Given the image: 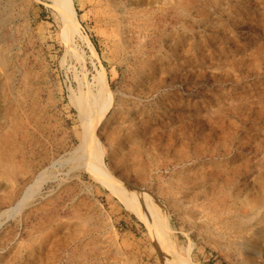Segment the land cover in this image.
I'll use <instances>...</instances> for the list:
<instances>
[{
  "label": "rangeland",
  "instance_id": "374dc122",
  "mask_svg": "<svg viewBox=\"0 0 264 264\" xmlns=\"http://www.w3.org/2000/svg\"><path fill=\"white\" fill-rule=\"evenodd\" d=\"M57 1L0 0V264H47L50 246H103L107 264H264V0H73L68 28ZM125 15L141 30L127 47ZM103 68L114 101L94 142L119 187L171 219L168 243L85 168L78 107Z\"/></svg>",
  "mask_w": 264,
  "mask_h": 264
},
{
  "label": "bare ground",
  "instance_id": "6f19581e",
  "mask_svg": "<svg viewBox=\"0 0 264 264\" xmlns=\"http://www.w3.org/2000/svg\"><path fill=\"white\" fill-rule=\"evenodd\" d=\"M108 1V0H107ZM165 1V0H164ZM168 1V0H166ZM109 2V1H108ZM112 2V1H111ZM110 3V2H109ZM169 3V2H168ZM115 4V3H114ZM57 6L60 10V13L61 15L64 17V20L65 22H67L68 20H71L67 23L66 27H70V26H73V24L75 26H77V16H76V11H75V8H74V4H73V0H58L57 1ZM164 6V5H163ZM119 8V7H117ZM120 8H121V5H120ZM125 9V8H124ZM123 9V12L126 11ZM128 12V10H127ZM204 13V12H203ZM133 14V13H131ZM129 14V15H131ZM128 15V14H126ZM125 15V19H122L123 21L120 20V22H124V28H123V33L122 35L120 36V39H119V42L122 46H126L127 44V40H126V37L130 36V35H125L126 33L127 34H130L132 33V38H133V32L136 31V28L140 26H135L134 23L133 25L131 26L130 25V20L132 21V19H128L127 16ZM169 15V14H168ZM181 15V14H180ZM134 16V15H132ZM136 16V15H135ZM167 16V15H166ZM129 17V16H128ZM131 18V17H129ZM170 18V17H169ZM138 19V18H137ZM136 19V20H137ZM157 20V19H156ZM167 20V19H166ZM134 21V20H133ZM138 21V20H137ZM142 21V20H141ZM168 21V20H167ZM166 21V22H167ZM161 22V21H160ZM160 22H157L160 23ZM170 22V21H169ZM188 22V21H187ZM173 23V22H172ZM122 24V23H121ZM132 24V23H131ZM146 24V23H144ZM156 24V26H158ZM162 24V22H161ZM168 24V23H167ZM171 24V23H170ZM141 25V24H140ZM172 25V24H171ZM174 25V24H173ZM179 25V24H178ZM147 26V25H146ZM150 26V25H149ZM179 27V26H178ZM177 27V28H178ZM143 28V27H142ZM147 28V27H145ZM150 28V27H148ZM158 28V27H157ZM162 28V27H161ZM73 30V29H72ZM152 30V29H151ZM174 30V29H173ZM181 30V29H180ZM184 30V29H183ZM145 31V30H144ZM144 31H142V33H144ZM156 31V29H155ZM159 31V30H157ZM165 31V30H164ZM136 32H139V30H137ZM147 32V31H146ZM145 32V33H146ZM152 32V31H151ZM187 32V31H186ZM232 32V30H231ZM144 33V35H145ZM150 33V32H149ZM156 33V32H155ZM175 33V32H174ZM229 33V32H228ZM138 34V35H139ZM147 34V33H146ZM151 34V33H150ZM176 34V33H175ZM136 35V34H135ZM141 35V34H140ZM143 35V34H142ZM162 35V34H161ZM172 35V34H171ZM149 36V35H148ZM152 36V35H151ZM156 36V34H155ZM167 36V35H166ZM165 36V37H166ZM138 36H136V39H137ZM143 37V36H141ZM145 37V36H144ZM150 37V36H149ZM160 37V36H159ZM164 37V38H165ZM147 38V37H145ZM158 38V37H157ZM162 38V37H161ZM163 38V40H164ZM170 38V37H169ZM168 38V40H170ZM174 39V37H173ZM177 39V38H176ZM181 39V38H180ZM130 40V38H129ZM142 40V39H141ZM167 40V41H168ZM172 40V39H171ZM175 40V39H174ZM173 40V41H174ZM136 41V40H134ZM165 41V40H164ZM176 41V40H175ZM89 42V41H88ZM119 42L117 41V46H119ZM170 42V41H169ZM177 42V41H176ZM159 43V41H158ZM172 43V42H171ZM90 44V47L92 48V50L94 52L95 49L94 47L92 46L91 43ZM130 44V43H129ZM169 44V43H168ZM178 44V43H177ZM182 44V43H181ZM133 45V44H132ZM157 41H156V37H151L149 39H143V42L141 43L138 42V44H136L134 47H135V51H137V53L139 55L142 56H147V55H150L151 53L153 54V51L154 49L156 48L157 46ZM173 46V43L171 44ZM169 46V47H172V46ZM176 45V44H175ZM179 45V44H178ZM164 46V45H162ZM193 48H194V45H192ZM127 47V46H126ZM133 47V46H132ZM131 47V48H132ZM191 47V45H190ZM179 48V47H177ZM126 49V48H124ZM130 49V47H129ZM164 49V48H163ZM162 47L160 48L159 51H161V54H162ZM175 49V48H174ZM188 49H191L188 47ZM187 49V50H188ZM165 50V49H164ZM163 50V52H165ZM172 51V48L170 49ZM180 50V49H178ZM167 51V50H166ZM169 51V50H168ZM133 52V51H132ZM173 52V51H172ZM135 53V52H134ZM159 53V52H158ZM178 53V52H176ZM175 53V55H172V57H169V58H173L174 56H177V54ZM185 53V52H184ZM187 53V52H186ZM189 53V52H188ZM172 54V53H171ZM135 55V54H133ZM132 55V56H133ZM183 55V54H182ZM159 56V55H158ZM157 56V57H158ZM164 56H167V55H164ZM169 56V55H168ZM153 57V56H152ZM163 57V55H162ZM146 58V57H145ZM135 59V58H133ZM139 59V58H138ZM140 59H143L140 58ZM149 59V58H148ZM163 59V58H162ZM165 59V58H164ZM147 60V58H146ZM149 60H153V59H149ZM175 60V59H174ZM140 61V60H139ZM142 61V60H141ZM140 61V62H141ZM197 61V60H196ZM139 62V63H140ZM158 62V60H157ZM194 62V61H193ZM138 63V64H139ZM147 63V61H146ZM150 63V62H149ZM161 63V62H160ZM164 63V62H163ZM166 63V62H165ZM154 64V62L152 63ZM152 64L151 67H152ZM166 64H169V61L168 63ZM170 65V64H169ZM168 65V67H170ZM190 65V64H189ZM144 66H147L146 64ZM164 66V64H163ZM192 66V65H191ZM132 67V66H131ZM153 67L155 68V66L153 65ZM159 67V66H158ZM144 70L146 69L145 67H143ZM149 68V67H148ZM163 68V67H162ZM141 69V67H140ZM153 69V68H150V70ZM156 69V68H155ZM133 70V68H132ZM170 70V69H169ZM146 71V70H145ZM149 71V70H148ZM147 71V72H148ZM105 69L103 68L102 70H99L98 71V75L95 79V85L97 87V93L93 94L92 98H91V102H90V107H92V109L89 110V113L88 111H83L82 109H80V107H78V110H79V114H80V117L82 118V122H83V132H82V136H81V140H80V145L79 147L84 149L86 151V155H85V158H86V164H85V168L87 170V172L96 180L98 181L101 185H103L107 190H109L113 195H115L117 198H119L127 207L128 209H131L138 217H140L141 219H143L145 221V223L148 225V229H154V231L156 232L155 234L158 235V236H162V237H165V241L166 243H168V239H167V229H170V220L171 219H168V218H165L163 217V222L161 221V219L158 217V214L160 213L158 211L157 212H154L152 211L150 208L151 207H148L147 205V201L145 202L141 197H137L136 195H133L130 191H128L129 193L126 192V190L124 191V189L120 188L119 185L116 183V181H114L113 177L111 176V174L109 173V171L107 170L106 168V165H105V162H104V158L102 156V152L100 150V148L96 145V143L94 142V139H93V134H94V131L95 129L97 128L98 124L105 118V116L107 115V113L109 112V110L111 109V106L113 105V101H114V93L112 92L111 90V87L108 85L107 83V80H106V73H105ZM153 72V70L151 71ZM157 72V71H156ZM229 72V71H228ZM132 73V72H131ZM136 73V71H135ZM146 73V72H145ZM150 73V71H149ZM158 73V72H157ZM161 73V72H160ZM158 73V74H160ZM196 73V72H195ZM193 73V74H195ZM148 74V73H147ZM168 74V72H167ZM192 74V73H191ZM199 74V73H198ZM139 75V73H138ZM155 75V74H154ZM164 75V74H162ZM187 75V74H186ZM196 75V74H195ZM230 75V74H229ZM232 75V74H231ZM137 76V75H136ZM148 76H150V74H148ZM165 76V75H164ZM163 76V77H164ZM175 76V75H174ZM173 76V77H174ZM180 76V75H179ZM184 75H182L181 77H183ZM223 76V75H222ZM228 76V75H226ZM140 79H143L145 77L143 76H137V80L135 78V80L138 82L139 78ZM153 77V76H152ZM168 77V76H167ZM197 77V76H195ZM221 77V76H220ZM229 77V76H228ZM239 77V76H238ZM154 78V77H153ZM165 78V77H164ZM170 78V77H169ZM193 78V77H191ZM190 76H188L186 79L189 80L191 79ZM199 78V77H198ZM245 78V77H244ZM167 79V78H166ZM178 79V78H177ZM180 79V78H179ZM182 79V78H181ZM181 79H180V82H181ZM184 79V78H183ZM197 79V78H196ZM195 79V80H196ZM201 79V78H200ZM225 79V78H224ZM227 79V78H226ZM146 80V79H145ZM164 79H162L161 81H163ZM171 80V79H170ZM169 80V81H170ZM231 80V79H230ZM234 80V79H233ZM237 80V79H236ZM135 81V82H136ZM168 81V80H167ZM176 81V80H175ZM200 81V80H199ZM228 81V80H227ZM235 81V80H234ZM134 82V81H133ZM136 82V83H137ZM143 82V81H141ZM159 82V81H158ZM171 82V81H170ZM191 82V81H190ZM135 83V84H136ZM173 83V82H171ZM170 83V84H171ZM176 83V82H175ZM174 83V84H175ZM183 83V82H182ZM186 83V82H185ZM195 83V82H194ZM193 83V84H194ZM144 84V83H143ZM146 84V83H145ZM150 84V83H149ZM190 84V83H189ZM197 84V83H195ZM132 85V84H131ZM142 85V84H141ZM155 85V84H154ZM165 85V84H163ZM169 85V84H168ZM134 86V85H133ZM161 86V85H160ZM176 86V85H175ZM141 87V86H140ZM166 87V86H165ZM165 87L163 89H165ZM153 88V87H152ZM150 88V89H152ZM156 88V86H155ZM128 89V88H127ZM135 89V88H134ZM137 90V89H136ZM162 90V89H161ZM245 90V89H244ZM139 91V90H138ZM156 91V90H155ZM151 92V91H149ZM148 92V93H149ZM158 92V91H157ZM161 92V91H160ZM140 93V92H139ZM138 93V94H139ZM152 93V92H151ZM136 94V93H135ZM141 94V93H140ZM150 94V93H149ZM83 95V94H82ZM152 95V94H151ZM158 95V94H157ZM84 97V96H83ZM81 98V97H80ZM136 98V97H135ZM149 98V97H148ZM116 99V98H115ZM129 99V98H128ZM83 100V99H82ZM139 100V99H138ZM240 100V99H239ZM248 100V99H247ZM84 101V100H83ZM89 101V99H88ZM87 101V102H88ZM141 102V101H140ZM146 102V101H145ZM78 103H82L84 104L82 101L78 102ZM85 106L86 103L84 104ZM148 105V104H147ZM81 106V104H80ZM237 106V105H236ZM87 108V107H86ZM231 108V107H230ZM246 108V107H244ZM241 109V108H240ZM87 110V109H86ZM239 110V109H238ZM140 112V111H139ZM240 113V111H239ZM185 162V161H184ZM183 162V163H184ZM42 176V175H41ZM45 176V175H44ZM152 177V176H151ZM42 180V179H41ZM121 186V185H120ZM31 191H33L32 189H30ZM174 191V190H173ZM30 193V191H25L23 196H22V202L26 200L27 198V195ZM175 194V193H174ZM12 196V195H11ZM146 196V195H145ZM178 196V195H177ZM13 197V196H12ZM144 197V196H143ZM174 197V196H172ZM180 199V198H179ZM151 202V201H150ZM195 203V202H194ZM148 204H150L148 202ZM199 204V203H198ZM22 206V205H21ZM21 206H18V207H21ZM153 206V205H152ZM185 206V205H184ZM195 207V206H194ZM155 208V207H154ZM153 208V210H154ZM192 209V208H191ZM190 209V210H191ZM193 210V209H192ZM167 211V210H166ZM165 215V213H164ZM145 224V225H146ZM209 225V224H208ZM215 227V226H214ZM210 228V227H209ZM216 231V230H215ZM214 231V232H215ZM227 231V230H226ZM44 232V231H43ZM228 235V234H227ZM168 246H170L168 244ZM43 247V246H42ZM70 246H50V254L51 256L48 257V260H47V264H61L59 261H62L63 260V257L65 259L64 261V264H71L73 262H80V264H107L105 262V259H106V255L104 254L102 248L103 246H91V248H88V246H76L75 248L76 249H71L66 255L62 256V254H57L56 252L57 251H53V248H57L58 250L60 249H63V250H67L69 249ZM73 247V246H72ZM244 247V246H243ZM169 248H172L171 246ZM164 249V247H163ZM59 253V252H58ZM110 254V253H109ZM108 257V256H107ZM113 258V257H112ZM115 258V257H114ZM108 259V258H107ZM111 259V258H110ZM109 259V260H110ZM116 259V258H115ZM180 259V258H179ZM112 260V259H111ZM112 262V261H111ZM117 262V261H116ZM113 264H115V262H113ZM188 264H192L190 261Z\"/></svg>",
  "mask_w": 264,
  "mask_h": 264
}]
</instances>
